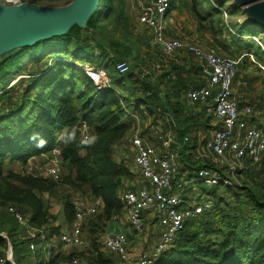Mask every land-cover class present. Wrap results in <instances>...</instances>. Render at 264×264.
I'll return each instance as SVG.
<instances>
[{"label":"trees","instance_id":"obj_1","mask_svg":"<svg viewBox=\"0 0 264 264\" xmlns=\"http://www.w3.org/2000/svg\"><path fill=\"white\" fill-rule=\"evenodd\" d=\"M181 1L190 5L191 13L197 16L198 4L206 0ZM217 4L213 5L212 11H206L199 22H215L214 18L219 16L216 21L218 35H223L222 14L236 16L237 10L228 9L226 0ZM174 5L175 0L172 1V13ZM216 6L224 11H219ZM120 7L117 0H101L87 27L76 24L66 35L44 42L42 49L40 45L32 48L34 54L30 58L39 69L35 74L31 73L28 80L4 89L0 96V230L11 229L8 236L17 264H21L22 259L32 260L33 253L27 240L18 244L13 235L21 225L7 212L8 207L14 206L24 215L29 214L33 227L44 228L50 237L58 238L62 232L59 226L47 228L55 217L43 195L54 196L59 188L65 187L101 202L98 204L100 213L91 223V248L93 246L98 256L92 264H113L100 252L95 236L100 221L113 220L125 214L122 193L132 171L126 161L118 159L116 146L128 138L132 127L120 99L111 92L100 94L85 66L97 68L108 60L109 67H112L119 61L131 59V48L134 47L128 48L129 36L132 37L133 33L117 37L123 27L118 20L125 19L119 14ZM245 36L250 40L240 39L242 48L261 50L256 45V35ZM237 51L245 53L242 49ZM43 54L49 56L46 62L41 59ZM260 58L264 64L262 51ZM1 72H4L2 67ZM109 75L113 84L120 88L131 77V74L121 76L117 73L118 80H114L111 73ZM168 76L157 89L164 85L170 93L168 88L175 84ZM180 87V83L174 86L178 94L182 91ZM144 88L146 96L147 93L152 95L138 98L143 104L159 101L158 90L151 84ZM129 100L125 101L127 108L143 115L140 107L133 109ZM181 110L185 117L180 120L179 137L183 138L190 134L191 129L198 132L201 127L194 113ZM84 125L90 130L89 141H85L82 135ZM192 146H196V139L192 140ZM55 150L60 152V181L55 182L43 174L18 171L33 159L52 157ZM184 158L186 167L194 169V163L190 164L191 158ZM64 168L67 170L65 174L62 172ZM222 192L224 195L220 194ZM208 196L214 208L189 221L169 253L156 264H264V187L260 190V187L245 182L241 191L218 187L212 189ZM62 203L63 218L73 225L75 209L72 195L65 193ZM7 246L8 241L0 238V247L6 250ZM23 248L25 252L22 254ZM52 252L50 261L44 260L42 264H59L73 257H86L91 249L88 254L76 249H64L62 253H55L52 249Z\"/></svg>","mask_w":264,"mask_h":264},{"label":"built area","instance_id":"obj_2","mask_svg":"<svg viewBox=\"0 0 264 264\" xmlns=\"http://www.w3.org/2000/svg\"><path fill=\"white\" fill-rule=\"evenodd\" d=\"M30 1L32 0H0V3L4 7L19 8L28 6ZM172 1L137 0L138 24L153 33L160 52L159 63L154 68L158 72L164 71L168 74V79L176 78L174 69L180 63L178 52L186 50L199 61L204 85L185 94L184 106L190 113H194L193 116L203 109L215 130L210 138L198 135L200 130L196 132L194 147L189 133L183 138L179 137L180 124L173 113L167 111L166 107H160L157 114L165 119L167 128L162 126L163 122L161 125L150 127L149 135L139 133L130 140L129 147L133 154L132 172L136 173L139 186L127 190L122 197L129 229L124 234H114L105 240L108 253L119 257L125 264H156L169 253L189 221L214 208L208 195L188 197L189 194H194L186 195L189 186L193 185L195 190L197 184L203 183L210 190L223 187L241 191L244 186L241 177L249 170L248 162L258 165L264 156V132L262 129L250 127L255 109L247 103L242 107L246 94L237 95L234 92L237 67L241 59L227 58L212 50L169 38ZM108 69L106 65L97 68L92 65L85 66L87 75L93 80L100 94L111 92L120 99L122 105L126 104L125 101L129 97L122 93L123 88L112 89L113 80ZM113 70L121 76H126L130 74L131 67L128 62L119 61L114 64ZM121 85L125 87L126 83ZM162 93L159 92L161 102ZM151 95L147 93V96ZM129 101L133 109L137 107L136 101ZM124 108L130 118L137 120L134 110L131 113L127 104ZM82 135L85 141L90 140V130L86 125L82 128ZM54 154L55 159L42 168V174L58 182L61 180L60 152L55 150ZM184 157L195 159L191 161L194 162V169L186 167ZM203 162L211 163L212 167L201 165ZM181 171L189 172V175L182 177L183 183L176 186L175 179ZM74 209V224L71 229L61 232L58 238L50 237L44 228L33 227L19 210L13 207L8 209V213L28 230L26 240L33 253L32 264L50 261L55 239L65 248L89 253L91 244L83 231V225L97 215L98 208L87 199H75ZM147 220L156 221L158 224L160 241L150 253L143 251L131 255L127 234L142 233ZM0 238L5 237L0 235ZM70 261L71 264H80L77 257ZM7 263L17 264L9 240L6 250L0 247V264Z\"/></svg>","mask_w":264,"mask_h":264},{"label":"rangeland","instance_id":"obj_3","mask_svg":"<svg viewBox=\"0 0 264 264\" xmlns=\"http://www.w3.org/2000/svg\"><path fill=\"white\" fill-rule=\"evenodd\" d=\"M74 1L75 0H32L29 2V6L38 7V8H47L51 10H59L68 7L70 5L69 3L72 4ZM218 1L221 0H206L203 3H199L197 7V11H198L197 16H193V14L191 13L190 5H187L185 2H182L181 0H175L173 13H175V18L177 14V19L176 20L174 19V21L170 23L168 30L169 38L179 39L185 44L197 45L205 50H212L216 52L218 55L231 59H233V57L236 58L235 56L236 54L234 53L235 50L242 49L245 53H243V56H241L240 58H242L243 61L242 65L244 66V69L247 71L246 73H243V75L248 76L252 73L251 77L249 78L247 76L245 77L246 82L249 79L251 81L250 82L251 87H255L257 84L258 86H260L262 83L264 84V70H262L261 68V67L264 68V64L262 58H260V51H262V54L264 52V26H261L258 23L253 22L252 18L246 12L239 11L240 7L235 0H226L228 4L227 8L230 9L231 11L237 10L236 11L237 13L236 16L235 15L231 16L229 13L222 14L223 16H221V19L223 21V26L221 28L223 29L224 34L218 35L219 28L216 25V21L219 19V16L214 18L215 22L211 20H207L206 22L203 23L199 22L200 21L199 18L201 16H204L206 11L208 10L212 11L213 5L214 4L216 5ZM217 9H219V11L221 12L224 11L223 8L217 7ZM86 25L85 26L80 25V26L85 28L87 27ZM178 32L179 34H177ZM132 33L133 36L132 37L129 36V39H130V45H132L134 48L132 50L131 59L127 61L131 67V72H130L131 77H129V82L125 85V88L123 87L124 92L122 93L127 94L129 91H131L130 93L131 97H134L136 100V97L138 96L142 98L147 97L145 95L146 90L144 86L145 87L149 86V83L151 81L156 86H158L159 84H162V80L164 83V80L167 79L166 77L168 74H165L164 71L158 72V70L154 68L155 65L159 63L160 52L156 45V41L153 33L147 30L146 28L141 27L138 23L133 26ZM245 35H256L257 37L256 45L261 50L256 51L254 49L251 50V53L253 51V53H255V55L257 54L258 56H252L253 54L249 55L247 53H250V50L242 48V42H240V39H244L247 41L250 40L249 36H245ZM192 38H196V39L193 40ZM44 42L47 41L40 42V44L37 45H40V48L42 49L43 45L45 44ZM37 45L29 48H21V49L18 48L13 51H9L0 55V67H2V70H4V72H1L0 74V96L2 95L4 89H9L14 86H17L20 83V81L28 80L29 75L31 73L35 74L37 72L39 68L33 65L34 60L30 58V55L34 54V50L32 48H35ZM216 49H218V51L221 54ZM154 58L158 60H154ZM41 59L44 62H46L47 59H49V56L43 54L41 56ZM251 64L252 67H250ZM248 70H250V72ZM108 72L111 73L114 80H118V78H116L117 72L113 70V66L111 67V69L108 70ZM114 88H118L115 83L112 86V89ZM161 89L164 90V87L161 86ZM127 97H129L128 94ZM164 100L165 101L160 103L161 107L169 106L170 104L168 102L169 98L165 96ZM123 107H126V104H123ZM141 107L146 112L143 115H139V113L137 114L134 113L137 117V120H134L132 118L128 119V122L131 123V127H132L131 132L129 133L128 138L122 144L116 146V155L118 159L120 161L123 160L126 161L130 165L131 171L133 167V154L129 147L130 140L139 133L143 135H149L150 127L161 125L164 122V120L162 118L160 120V118H158V114H156V111L158 110L157 106H155V108L151 106L153 110L152 109L146 110L147 108L144 105ZM129 111L131 113L133 112L132 109H130ZM188 112L191 111L188 109ZM205 129H206L205 127L200 128L199 130L201 131H199L198 135L202 134V136H205V138L209 137L210 135L207 136L206 133H203L206 132ZM189 135L192 138V140L197 137L196 132L195 133L191 132ZM53 159H55L54 152L52 154V157L45 156L31 160L26 166L19 167L18 171L27 174H35V175L42 174V168L45 167V165ZM190 164H192V162ZM201 165L212 167L211 163L209 162H203L201 163ZM62 172H64L65 174L67 170L64 168V170L62 169ZM187 175H189V172L186 173V171H181V174L177 176L175 179V185L177 186L183 183L181 182V178L182 177L186 178ZM131 187H132L131 184L129 186H126L125 190L122 193V197L127 190L131 189ZM65 193L72 195L73 201L75 199H87L89 201L92 200L90 196L81 195L79 193L73 192L71 189H68L66 187L65 189L59 188L57 194L54 196H51L50 194H44L43 197L51 205V213L55 217L54 221L47 228L51 229L54 226L56 228L57 226H59L62 232L71 229L72 225L68 224L64 220L62 215L63 214L62 197L64 196ZM188 193L191 194L194 193V194L188 195ZM208 193L211 194L212 190H210V188H208L203 183L197 184L195 190L193 185L189 186L186 189V195H188V197L193 196V198L201 195L206 196L208 195ZM220 194L224 195L223 192ZM10 207L19 210L14 206H10ZM10 207H8V209ZM97 208H98V213H97L98 215L100 213V208L98 204H97ZM0 212H2L1 208H0ZM96 216L94 217L93 220L83 225V231L86 234L87 239L91 245H92L91 240L93 239L91 235V223L94 220H96ZM25 217L27 219H30L29 214H25ZM148 221L149 220H147L146 227L142 233L132 232V234L129 235L127 234L128 248L131 255L134 253H141L143 251L150 253L159 243L160 241L159 226L156 223V221L155 222H148ZM128 229H129L128 220L125 214L113 220L100 221L97 225L98 233L95 236L96 238L95 243L99 247L100 252L105 254V259H111L113 264H125V263H123L122 259H120L119 257L108 253V251L105 248V240L109 236H112L114 234H119V233L124 234L126 233V231H128ZM10 231H11L10 228H8L7 230H0V235H4L5 237L4 239L6 240L8 239L9 241H11L8 236L9 235L8 233ZM13 235H15V237L17 238L18 244H21V242L22 241L25 242L26 238L28 237V230L26 227L21 226L15 233H13ZM53 246L55 247L54 248L56 251L55 253H58L59 251L60 253H62L64 249H67V251L73 249V248H65L63 245H61L60 241H58L57 239L54 240ZM24 252H25V248L22 249V254ZM97 257H98L97 252L92 246L89 255H87L86 257H78V259L80 261V264H92L93 261L97 260ZM21 264H32V261L31 259H26V260L22 259ZM59 264H71V261H62Z\"/></svg>","mask_w":264,"mask_h":264},{"label":"crops","instance_id":"obj_4","mask_svg":"<svg viewBox=\"0 0 264 264\" xmlns=\"http://www.w3.org/2000/svg\"><path fill=\"white\" fill-rule=\"evenodd\" d=\"M117 1H118V4H120V6H121L119 14L121 16L125 17V19L123 21H122V19L118 20V21H121V24L123 25V27L117 33V37L119 38L122 36L123 33H125L127 35H128L127 32L132 33L133 26L138 23V11H137V5H136L137 0H117ZM171 18H172V20L169 21V26H170V23H172L174 21V19L175 20L177 19V14H176V18H175V13H172ZM179 25H181V24H179ZM177 34H179V32ZM192 39L195 40L196 38H192ZM131 46L132 45H129L128 49H130ZM131 49H133V48H131ZM216 50L218 51V49H216ZM234 53L236 54L235 55L236 58L233 57V59H237V60L241 59V61H242V58H240V57L243 56V53H239L237 50H235ZM177 54L180 56V63H179V65H176L178 67L175 68L176 71L174 70V73L176 74V76H178V78L177 79L174 78L173 80L172 79H170V80L175 85L180 83V86H181L180 89L182 90L181 93L178 94V92H176L174 90L175 85L170 86L168 88L170 93H167L165 88H164V90L161 89V87L159 89H157V86L154 83H152V81L149 83V85L151 84L156 90H158L159 92L160 91L163 92L162 94H160V98L162 99V101H165L164 100L165 96H167L169 98L168 102L170 104L165 109L167 111H171L180 124L181 118L185 117L184 112L181 110V109H185V106H184L185 94L190 90H195V89L201 88L204 85V80L202 78L201 67H200L199 61L197 59H195L186 50L180 51ZM247 54H249V55L253 54L252 56H254L255 53H253V51L251 53V51H250V53H247ZM95 55L97 56V53ZM154 60H158V59L154 58ZM241 61H240L239 66L237 67L236 79H235V84H234V92L237 95L246 94V98L242 103V107L244 106V103H247V104H250L255 109V115L250 122V127L262 129L264 132V84L262 83L260 86H258V84H257L255 87H251L250 86L251 81L248 79V81L246 82L245 77L247 75H243V73H246L247 71L244 69V66L242 65L243 61L242 62ZM102 65H106L109 69H111V67H109L108 60L105 63H103ZM250 67H252V64L250 65ZM248 71L250 72V70H248ZM251 75H252V73L250 75H248L247 77L249 78V77H251ZM158 86H160V84ZM239 86H241V87H239ZM163 87H165V86L163 85ZM124 88H123V90H124ZM130 93H131V91H129L127 93L129 95V99L135 101V98L131 97ZM138 98H140V96L136 97V100L138 101L137 107H140V109L143 111V113L146 112L141 107L143 105L146 106V108H147L146 110L152 109L151 106H153L154 108H155V106H157L158 110L161 107V105H160L161 101L160 100L157 102L148 101L147 103L145 102L146 104H143L142 101ZM156 114H157V111H156ZM188 116H190V115H188ZM196 117H197L198 121L200 122V127L206 128L205 129L206 132H203V133H206L207 136H209V135L211 136L213 131L215 130V127L210 123V121H208V118H206L204 110L201 109L198 113H196ZM158 118H160V120H161V118H163V117H161V115L158 114ZM164 125H165V128H167V123H166L165 119H164V124L162 126H164ZM210 136L206 137V138H210ZM203 138H205V136H203ZM248 166H249V170L241 177L243 184H245V182H247V183L253 185L254 187H260V188H262V186L264 187V156H263L260 164L254 165L253 163L248 162ZM130 184L132 186L131 189H136L139 186V179H138L135 172H132L131 178L127 181V186H129ZM91 201H92L91 203H93V205H96V206H97V204H101L100 201H98V202L97 201L95 202L94 200H91Z\"/></svg>","mask_w":264,"mask_h":264},{"label":"water","instance_id":"obj_5","mask_svg":"<svg viewBox=\"0 0 264 264\" xmlns=\"http://www.w3.org/2000/svg\"><path fill=\"white\" fill-rule=\"evenodd\" d=\"M101 0H75L66 8L51 10L24 6L4 7L0 3V55L18 48L66 35L73 26H85ZM253 22L264 26V0H235Z\"/></svg>","mask_w":264,"mask_h":264}]
</instances>
